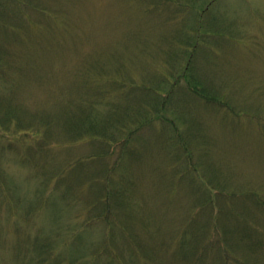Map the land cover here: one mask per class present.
<instances>
[{
	"label": "rangeland",
	"instance_id": "374dc122",
	"mask_svg": "<svg viewBox=\"0 0 264 264\" xmlns=\"http://www.w3.org/2000/svg\"><path fill=\"white\" fill-rule=\"evenodd\" d=\"M0 264H264V0H0Z\"/></svg>",
	"mask_w": 264,
	"mask_h": 264
},
{
	"label": "trees",
	"instance_id": "16d2710c",
	"mask_svg": "<svg viewBox=\"0 0 264 264\" xmlns=\"http://www.w3.org/2000/svg\"><path fill=\"white\" fill-rule=\"evenodd\" d=\"M201 43H202L201 40L197 41V43L194 45V48H198V46ZM185 45L187 47L189 46V44H187V43ZM171 76H173V75L171 74ZM126 79H130V78L125 77V79H124L125 81H122L123 80L122 79L121 85H123V86L129 85V87H128L129 91H123L122 102L125 104H128V106H125V109L120 111L117 108L118 104L120 102L119 103H114V102L110 103V106H108L107 116H108L109 125L115 124L117 129H120L124 134L126 133L127 136H131L132 133L135 132L137 129H141L142 125L144 124V122H142L144 119L149 117L148 118L149 120L155 121V119H157L159 117H163V120H164V119H166V115L165 114L161 115V112L164 110V107H162L160 110L155 109L156 107H152V106H158V105L153 104V103H154V101H157L156 95H159L158 93L160 92V90L154 88V91L151 93V91L149 90V89H151L150 85L145 86V85H142L140 83H134L131 81H126ZM146 79L152 80V77L147 76ZM144 81H146L145 78H143L142 82H144ZM193 84L195 85L194 86L195 89H193V90L191 89V90L193 92L199 94V95H203L204 93L200 90V86L198 85V83H195L193 81ZM141 88L142 89L147 88L148 91L151 93L149 95V102L147 105H145V104L139 105L138 104L135 106L133 104L136 102V97L139 94H142L139 91V89H141ZM152 95H155V96L152 98ZM100 97H102L101 93H100ZM209 98H213V97L210 96ZM215 100L211 99L210 102H212V104L219 103V102H216ZM219 101L223 102L221 98ZM87 102H88V100L81 101L80 106L79 105L76 106V109L75 110L73 109L71 111V114L67 113L68 109L66 110L65 113H66V117H68V119H69L68 124L70 125V132L74 133V132H77L78 130L89 129L90 133H86L84 131H82V132L78 131V132L81 134L85 133V135H89V134L102 135L103 132L106 131L104 125H106V127L108 128V124H107V122H104V120L100 119L98 115L94 116L93 112L89 111L90 107H94L98 104L97 100L96 99L90 100V105L87 104ZM87 106H89L88 109H87ZM138 106H140L139 107L140 109H136ZM148 109H150L149 112H152V114H149L146 116L145 112ZM155 113L157 115H161V116L156 117L157 115H155ZM144 114H145V116H144ZM168 120H172V119L168 118ZM172 123H173L172 126L177 128L176 121L172 122ZM115 135H119V134H115ZM174 138L176 139V137H174ZM104 140L106 141V143L112 145L113 143H115L116 138H115V136H110V137L108 136ZM171 140H173V137L171 138ZM173 144L174 143L172 142V145ZM125 151L126 150L120 151V155H116V152H115V156H116V158H119L120 163L125 160V159H123L124 158L123 155L130 154L131 149L126 154H124ZM112 152H113V150H112ZM187 153L189 155V152H187ZM187 153H186V156H187ZM101 155H103V153ZM139 158H137L136 160H138ZM119 162H118V164H119ZM219 205L221 207L220 210H223L222 209V208H224L223 203H220ZM107 207L110 210L109 204H107Z\"/></svg>",
	"mask_w": 264,
	"mask_h": 264
}]
</instances>
